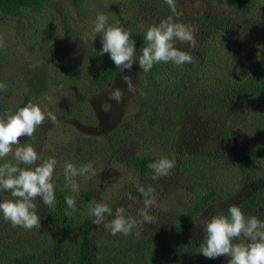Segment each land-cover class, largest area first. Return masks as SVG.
I'll return each mask as SVG.
<instances>
[{"label":"trees","instance_id":"16d2710c","mask_svg":"<svg viewBox=\"0 0 264 264\" xmlns=\"http://www.w3.org/2000/svg\"><path fill=\"white\" fill-rule=\"evenodd\" d=\"M72 1L78 13L83 14L86 0ZM217 1L226 5L232 18L248 17L249 20L235 23L231 17L220 14L203 17L197 24L196 37L203 44L207 37L219 31L248 30L257 34L254 54L227 66L226 61L216 62L213 56L218 52L206 43L204 49L196 51L191 64L158 63L147 73L141 70L143 94L136 109L101 136L79 140L81 143L74 150L81 153L83 160L99 154L105 166L114 165V168L129 171L128 180L122 181L114 193L99 199V194L90 191L92 182L82 184L78 194L72 193L65 187L63 169L56 168L54 174L57 176L53 175L52 179L55 204L45 206V211L38 210L40 228L13 227L0 214V264H227L228 257L208 259L199 253L204 238L200 221L221 212L227 214L232 205L239 206L246 216L254 215L264 220V159L260 161L264 158V0ZM52 2L0 0V15L9 26L17 28V23L30 19L31 13H44ZM100 4L104 10L108 8ZM122 4L128 8V15L115 23L130 32L138 58L140 50L146 46L140 21L158 23L171 14L170 9L163 0H117V7ZM178 10L182 15L177 22L186 24L185 14ZM60 21L66 26V36L67 32L76 31H72L65 18ZM74 41L73 48L59 41L55 50L54 41L51 42L49 73L33 68L24 72L22 78L8 77L7 81L1 76L6 59L0 49V82L7 85L6 92L0 91V117L15 113L29 101L50 107L42 93L49 85L59 88L66 85L65 93L59 92L61 100H65V105L64 101L59 104L60 123L64 120L66 123L68 116L90 124L98 120L91 99L111 89L118 69L107 53L97 54L102 47L100 35L92 41V35L84 38L76 33ZM219 54L228 61L225 51ZM208 66L213 67L211 72L207 71ZM193 74H210L214 84L198 88L199 77H192ZM195 90H202L207 102L212 104L211 109L222 117L223 137L218 140L221 151L214 154L206 150L205 156L185 153L175 160L176 166L167 176L172 184L169 190L174 193L170 195L173 201L170 204L155 200L156 205L149 210L152 220L144 229L133 230L132 235L113 236L103 225L93 224L91 201L105 203L114 211L130 202L144 205V198L136 191L137 184L151 185L155 192L159 179H151L147 166L161 157L172 158H169L167 145L163 149L166 155L162 151L149 150L150 146L161 141L158 128L165 130L167 123L173 127L168 132L173 137L170 146L181 149L180 136L175 130L194 105L198 94ZM53 96L47 100L52 101ZM68 155L74 157L72 149ZM5 162L0 160V164ZM72 163L77 165L75 161ZM220 169H226L246 185L252 182V188L240 192L241 185L236 181L227 187L216 183ZM170 174H179L180 185ZM128 194L135 199H129ZM68 195L78 197L76 210L67 207L65 196ZM5 199H12L10 192L0 190V202ZM136 232L140 233L139 237Z\"/></svg>","mask_w":264,"mask_h":264},{"label":"rangeland","instance_id":"374dc122","mask_svg":"<svg viewBox=\"0 0 264 264\" xmlns=\"http://www.w3.org/2000/svg\"><path fill=\"white\" fill-rule=\"evenodd\" d=\"M52 1L53 2L48 5V9L44 13H31V18L27 20L24 19L21 23H17V28L15 26H9L0 15V37H3L4 42L6 43V47L2 48L3 54L5 55V58L3 57V59H6V61L5 64L3 63V73L1 74L5 81L9 79L8 77L22 78L24 72L33 68L45 69L46 73H49L52 67L50 59V51L52 50L50 49L52 46L51 42L54 41L53 50L58 48L59 41H62L68 47L73 48L75 43L74 36L76 33H80L84 38L93 35V22L98 13H104L108 17L109 25H116V23L128 15V8L126 5L122 4L117 7V0H86L83 14L78 13L72 0ZM100 3H104L108 8L104 10ZM177 4L178 8L185 14L186 25L190 26L195 37L199 19L218 14L232 18L226 5L219 3L217 0H177ZM62 18H65V22L68 23L72 31L76 30L75 32H67L68 37L65 34L66 26L61 25L60 20ZM248 20V17L232 18V21L235 23L246 22ZM140 22L141 27L144 29L147 25L156 23L155 21H151L150 23ZM196 39L198 41V46L193 50L194 56L197 54L196 51L201 48L204 49L206 43H208L211 47L214 46V49L218 53L221 51L226 52L229 56L228 61L222 54L218 55V53H216L213 57L216 62L226 61L227 66H229L230 63L235 64L241 58L244 59L251 57L258 44L257 34L248 30L239 31L236 29L214 33L207 37L203 44L197 37ZM180 47L186 49L187 46L180 45ZM75 48L78 50V47L75 46ZM209 54L211 55V52H209ZM212 69V66H208L207 71L211 72ZM122 75H129L132 77L137 91L134 94L126 92L122 101L116 103L115 101L108 99L107 93L112 87H118L121 90L126 88V85L122 80ZM47 76H49V74ZM142 76L143 72H141L137 61L134 62L130 72L125 70L124 73L120 74L119 70H117L111 89L104 95H96L91 99L92 107L98 119L92 124L73 119L70 116L66 118V123H64L65 120L63 123H60L62 114L59 104L64 101L65 105V100L63 97V100H61L59 92L65 93L64 88H66V85H62L60 88L49 85L46 89L47 91L45 90L42 94L44 99H46L44 101H48L51 105L49 107L48 104L44 105L42 103L43 105H40V107L45 112L51 111L54 113L60 120L59 125H52L46 119L44 125L36 129L34 137H22L20 139L21 144L30 143L34 146L39 154V160L36 162L37 164L42 163L49 157H54L57 161L55 169L59 167L63 169L66 161H75L77 165H74L77 167L86 164L89 161L93 162L98 175L90 180H85L83 177H76L75 179L78 181L80 189L82 184L85 185L92 182L90 184L91 186H89L91 189L90 191L94 194H99V199L105 198L114 193L115 189L119 187L122 181L128 180L130 177L129 171L123 170L120 167L114 168V165L105 166V161L99 157V154H95L97 157L92 156L90 159L83 160L81 153H76L74 150L78 149L77 146L81 143L79 140L87 139L86 137L92 135H96L95 137L101 136L104 132L119 124L126 115L131 114L136 109L138 100L140 99L141 94H143L142 85L144 83H142ZM191 76L199 77L197 80L198 88L204 89L205 86L211 87L214 84L210 81V74H193ZM195 91H198V94L195 97L194 105L191 106V110L180 124L179 129H174L175 134L180 136L179 140L181 141V149H176L170 146V141L173 137H170L168 132L169 129H172L173 127L165 123V130L158 128V134L161 135V141L154 142L149 150L154 149L155 151H162L163 154L166 155V152L163 149L167 145L171 151L168 152L169 158L176 161L185 153H196L205 156L206 150L214 151V154H218V152L221 151L218 140L223 137V129L221 126L222 117L215 109H211V102H207L202 90ZM52 92L55 94L57 93V95L54 94L53 96ZM52 96V101L47 100L51 99ZM43 97H40V99L42 100ZM254 105L256 106L257 103H254ZM250 106L253 107L252 104ZM49 108L53 110H50ZM262 113H264V108L262 109ZM216 121L218 122V125L216 124ZM262 137L264 138V135H262ZM162 141L164 142V145L161 144ZM13 148H15V146H13ZM71 149L72 156L74 157L68 155L71 152ZM263 159L264 158H260V161ZM1 161H14V159L10 153ZM220 170L221 172H218L219 176H217L216 183H221L224 187H227L236 181L241 185L240 188H238L240 189V192H246L252 188V182L250 185H246L241 179L230 175L226 169ZM54 176H57V174H54ZM170 176L176 182L179 181L180 185L181 179L179 178V174H170ZM169 184L170 181L167 176L163 179H159L158 185L155 186V189H157L153 194V198L171 204L173 199L170 195H173L174 193L169 190ZM76 199L78 200V197H76ZM35 203L40 206V208H36V212H38V210L45 211L46 207L41 199H37ZM123 208L125 209L127 216L132 217L137 221V227L133 230L144 229L145 226L149 224L143 222L142 217L139 214L140 210L144 208V205L141 203L134 204V202H130ZM152 209L153 207L150 208V210Z\"/></svg>","mask_w":264,"mask_h":264},{"label":"clouds","instance_id":"9594fccd","mask_svg":"<svg viewBox=\"0 0 264 264\" xmlns=\"http://www.w3.org/2000/svg\"><path fill=\"white\" fill-rule=\"evenodd\" d=\"M170 9V15L152 23L144 29L146 46L140 50L136 58L135 40L129 31L119 25H109L108 17L98 13L92 27V41L97 35L101 37L102 47L99 55L107 53L119 70V73L132 70L134 62L138 61L139 68L147 73L155 64L171 62L175 66L191 64L195 60L193 50L198 41L190 26L177 22L182 15L178 10L177 0H163ZM102 34V35H101ZM186 45V49L180 47ZM6 43L0 37V49ZM126 85L124 90L112 87L107 93L108 99L120 103L125 93L134 94L137 89L132 77L122 75ZM0 91H7V85L0 82ZM46 119L52 125H59L58 117L51 111L45 112L31 101L19 108L15 113L0 117V160L10 153L14 163L6 161L0 164V190L10 192L12 199L0 202V214L13 227L27 230L41 227V217L37 214L35 201L40 198L46 207L55 204V190L52 178L57 161L49 157L37 164L39 154L30 143L21 144L22 137L33 138L36 129L44 125ZM15 146V148H13ZM23 164L25 167H20ZM176 166L173 159L161 157L148 164L151 179L158 180L166 177ZM65 187L72 193L78 194L80 186L76 177L90 180L98 175L93 162L89 161L79 167L66 161L63 167ZM136 191L144 198V208L140 210L143 222L150 223L152 217L150 208L156 203L153 198L154 188L151 185L137 184ZM129 199H135L128 194ZM65 203L69 209L76 210V195L65 196ZM90 215L94 217L92 223L103 225L111 235H132L137 227V221L126 215L125 209L116 207L113 211L105 203L90 202ZM107 217H112L107 220ZM204 238L199 247L204 257L215 259L220 256L228 257L227 264H264V220L257 216H246L239 206L232 205L223 212L204 217L201 221ZM137 237L140 236L136 232Z\"/></svg>","mask_w":264,"mask_h":264}]
</instances>
